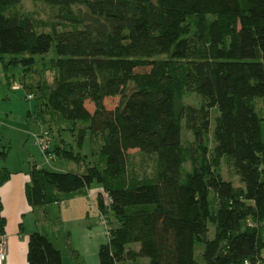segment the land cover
<instances>
[{
	"label": "trees",
	"instance_id": "obj_1",
	"mask_svg": "<svg viewBox=\"0 0 264 264\" xmlns=\"http://www.w3.org/2000/svg\"><path fill=\"white\" fill-rule=\"evenodd\" d=\"M33 1L65 11L73 27L34 16L22 0H0L4 69L27 71L37 55L55 53L52 83L25 82L36 86L50 116L40 117L49 123L44 130L55 123L59 132L75 131L83 123L80 143L88 129L102 143L100 161L83 171L34 165L29 204L100 185L99 208L113 218L100 264L143 257L150 264H264V113L257 103L264 104V0ZM190 93L202 97L201 106L183 103ZM110 96L121 97L114 109L105 103ZM213 110L220 111L214 129ZM183 122L194 135L187 143ZM134 148L155 158L153 176L130 166ZM51 151L80 165L86 157L60 146ZM224 163L241 185L224 177ZM11 174L0 169V186ZM2 210L0 199L6 235ZM28 264H64L63 254L35 230Z\"/></svg>",
	"mask_w": 264,
	"mask_h": 264
},
{
	"label": "rangeland",
	"instance_id": "obj_2",
	"mask_svg": "<svg viewBox=\"0 0 264 264\" xmlns=\"http://www.w3.org/2000/svg\"><path fill=\"white\" fill-rule=\"evenodd\" d=\"M22 5L25 11L32 13L34 16L43 18L48 21L60 20L64 22L60 24V29H69L72 28L69 21L62 17V14L65 11H60L58 7L54 8L50 5H47L43 2H35L33 0H22ZM74 11H78V7H74ZM60 14V16H59ZM66 25V26H65ZM52 29L46 28L45 31H51ZM55 56V53L48 54L44 59L37 55L36 65L25 71L22 66H13L9 69L10 75H14L13 79L18 82H21V77L24 72L27 73L24 81L27 84L36 85L37 83L48 82L52 83L54 80V69L51 67V58ZM150 67H139L137 71H147ZM11 87V86H10ZM8 88V93L10 99H8L7 105L12 107L14 111V118L11 120H6L4 118L0 123V149H7L8 154L6 157L0 155V169L3 167H8L10 170H19L23 169L25 171L31 170L35 163L41 165L47 169L53 171H83L87 166L94 165L100 161V147L102 140L100 138H91V132L88 129L84 135L83 143H80V129L84 125L80 123L77 126V130L72 131L71 129L63 130L59 132L58 125L53 123L52 139L53 146L65 147L66 149L73 150L75 153L81 152L83 155H86L85 161L83 164H77L76 161L70 159L69 157L58 155L55 151L50 152V160H48L46 154L43 152L40 144L37 143L38 135H41L43 130L48 127V122H43L40 117L47 116L45 106L42 104V98L38 96V91L36 86L32 89L26 87L19 90H14L12 87ZM36 89V90H35ZM34 93L33 98H28V94ZM121 101L120 96H110L105 99L107 108L114 109ZM183 103L186 105H193L199 107L203 103L202 97L198 93L188 94ZM258 109L261 113H264V104L261 100L257 101ZM86 106L91 110H95V104L88 100ZM44 110V111H43ZM33 113L31 117L28 116L29 112ZM220 114L219 110L212 111V128L214 129L216 123V117ZM50 116H47L49 118ZM46 118V117H45ZM27 119H29L27 121ZM5 123V124H4ZM52 123V122H51ZM68 124V123H67ZM73 126L72 124H70ZM182 137L185 143L192 141L194 139L193 132L188 129L183 122ZM130 166L135 168L140 174H146L153 176L156 169L155 158L151 155H143L138 148L130 149ZM190 167V164H188ZM223 175L226 179H232L236 185H241L242 182L239 176L236 175L235 171L227 164L223 165ZM100 185H97V188ZM96 189V187H94ZM102 191V190H101ZM89 200V199H88ZM69 203V199L66 198V204ZM65 203L58 205H46L38 206L34 212L28 213L24 218V224L30 227L36 225L34 230H39L43 233H46L54 227L59 228L62 232L64 229H72L73 233L77 235L79 233V227L77 224L73 226L70 222L63 223L62 219L58 220V217H61L59 207L66 206ZM91 206V205H90ZM95 207H91L92 214H94ZM52 210V211H51ZM98 218H100L99 213L97 212ZM103 223L106 227V234L109 238V229L111 226L110 219H113L111 216L102 213ZM100 220V219H99ZM70 225V226H69ZM69 227V228H68ZM32 229V228H31ZM65 230V231H66ZM214 235V229H211V236ZM79 240V239H78ZM138 248L139 245H136ZM202 251V248L199 247L198 253ZM66 255V252L65 254ZM83 255V254H82ZM66 264H74L72 258H68L66 255ZM120 264H150V258L143 257L137 261L127 260L120 262Z\"/></svg>",
	"mask_w": 264,
	"mask_h": 264
},
{
	"label": "crops",
	"instance_id": "obj_3",
	"mask_svg": "<svg viewBox=\"0 0 264 264\" xmlns=\"http://www.w3.org/2000/svg\"><path fill=\"white\" fill-rule=\"evenodd\" d=\"M24 74L26 78L27 73ZM24 74L22 75L24 76ZM13 76L6 73L0 58V123H3L4 118L11 121L14 118L12 107L7 105L8 99H10L7 87L11 86L10 82ZM23 82L25 84L26 81L23 80ZM32 115V111L29 112L28 116L31 117ZM35 165L37 164L35 163ZM10 171L12 172L10 179L0 186V199L3 206L2 215L7 222L6 238L8 241L7 259L4 264H28L29 235L32 231H35L36 225L29 229L24 224V218L37 208L29 204L26 196V188L31 180V170ZM101 190L102 187L97 188L95 184L92 188L74 193L68 198V204H66V199L52 203L53 205L66 204L64 207H59L61 213V217H58L59 221L61 218L63 223L70 222L73 226L79 224L78 227L80 228L77 235L73 233L72 229H64L62 232L57 227L46 232L62 251L64 264H66V255L68 258L73 259L74 264H100V248L108 241L102 211L98 203V195ZM91 207H95L93 208L94 214H92ZM97 212L100 218H98ZM65 252L66 255H64Z\"/></svg>",
	"mask_w": 264,
	"mask_h": 264
},
{
	"label": "built area",
	"instance_id": "obj_4",
	"mask_svg": "<svg viewBox=\"0 0 264 264\" xmlns=\"http://www.w3.org/2000/svg\"><path fill=\"white\" fill-rule=\"evenodd\" d=\"M11 87L14 90H19L21 88L25 87V84L21 81L18 82L15 79L11 80ZM28 98H33L34 93H30L27 96ZM37 143L41 145L43 152L46 154L48 160H50V150L53 146V139H52V133L48 130H43L41 135H38L37 137ZM7 253H8V241L6 238V235H0V264H4L7 259ZM246 264H249L248 261H246Z\"/></svg>",
	"mask_w": 264,
	"mask_h": 264
}]
</instances>
